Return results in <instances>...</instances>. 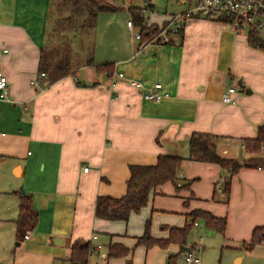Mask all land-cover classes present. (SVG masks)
Listing matches in <instances>:
<instances>
[{
	"label": "crops",
	"instance_id": "1",
	"mask_svg": "<svg viewBox=\"0 0 264 264\" xmlns=\"http://www.w3.org/2000/svg\"><path fill=\"white\" fill-rule=\"evenodd\" d=\"M51 1L0 0V69L8 91L7 98L0 97V158L13 163V177L25 180L31 165L29 145L41 152L35 162V186H21L32 199L36 221L30 234L15 229L12 264H68L70 247L83 239L91 248L100 246L90 252L87 264H167L169 255L179 253L178 245L146 249L136 246V239L143 235L146 221L151 237L165 239L170 229L190 222L188 214L194 210L226 219L222 239L242 244L244 250H235V261L264 264V241L251 250L243 248L254 228H264V168H240L230 176L224 203L222 190L230 172L186 160L193 133L217 136L220 157L238 161L239 150L249 156L242 139L255 138L264 124V51L249 47L247 32L235 34L220 22L187 19L181 40L173 37L159 49L147 45L136 56L133 49L110 63V77L84 63L47 84L38 62L46 46ZM186 4L190 6L187 0L178 3ZM152 24L144 18L143 25ZM119 73L125 80H116L111 89L110 81ZM129 80L168 98L146 102ZM239 80L249 100L232 96L234 104H223L221 95ZM222 138L228 144L219 142ZM158 155L184 157L177 185L193 181L188 191H175L166 183L151 190L146 206L126 222L95 217L97 197L123 196L128 167L153 165ZM259 156L264 158V147ZM191 200L200 202L195 206ZM110 244L129 252L108 259ZM193 248L198 252V245Z\"/></svg>",
	"mask_w": 264,
	"mask_h": 264
},
{
	"label": "trees",
	"instance_id": "2",
	"mask_svg": "<svg viewBox=\"0 0 264 264\" xmlns=\"http://www.w3.org/2000/svg\"><path fill=\"white\" fill-rule=\"evenodd\" d=\"M63 5L71 8V16L59 23L80 22L81 28L90 26L99 12L115 11L117 8L108 4L105 0H62ZM129 14L134 26L139 30L141 42H147L150 35L155 34L166 23L161 25L152 24L143 25L144 10L140 8H130ZM187 19H199L197 16L185 17ZM223 24L232 22L229 17L212 20ZM179 30L177 38L182 39L183 28ZM84 29V28H83ZM247 44L253 49L264 51V38L255 31L248 30L246 33ZM172 41L166 45H170ZM71 62L65 49H49L43 47L40 50L38 72L44 74L47 84H53L68 75H70ZM85 66L93 67L97 73H104L110 77L114 71L113 64H95L91 55L87 58ZM79 85L78 83H76ZM215 139L217 136L193 133L187 142L186 160L192 162L208 163L219 166L230 172L226 183L223 186L222 193L226 195L224 203H227L230 191V176L235 174L240 168H264V158L259 154L264 147V124L260 126L255 138L242 139L244 151L249 155L248 158L240 163L233 159L220 157L216 152ZM184 157L179 155H158L153 165H130L128 167V179L125 183V192L119 198L105 196L97 197L94 206L95 217L109 221L126 222L131 213H138L146 206L151 190L166 183L174 185L175 191L189 190L193 181L187 182L182 186L177 185L179 178L177 173L181 167ZM18 198V214L15 220L16 233H25L33 229L36 221V213L32 207V199L24 195L21 191L14 192ZM190 222L180 229L172 228L165 239L153 238L149 234V221H146L144 233L136 239V246H142L146 249L158 247L166 249L169 245L174 244L186 246V237L192 227V222L202 219L207 229L223 234L226 229V219L223 217H214L208 212L194 210L188 214ZM264 241V228L256 227L252 231L249 242L243 244V248L251 250L256 245ZM193 246L189 247L192 249ZM89 242L76 241L69 249L68 264H87L88 256L91 252ZM129 250L120 244H110L107 247V258H118L125 256ZM180 252L176 255H169L167 264H176Z\"/></svg>",
	"mask_w": 264,
	"mask_h": 264
},
{
	"label": "rangeland",
	"instance_id": "3",
	"mask_svg": "<svg viewBox=\"0 0 264 264\" xmlns=\"http://www.w3.org/2000/svg\"><path fill=\"white\" fill-rule=\"evenodd\" d=\"M105 1L117 9L115 11L99 12L94 21L91 22L90 26L87 28L85 26L83 29L81 28L80 22L59 23V20L72 17L71 8L67 6L65 7L62 0H52L49 8V22L45 47H48V50L65 49L71 62L70 67L72 68L84 65L90 55L95 64L114 63L118 61V59L130 55L133 49L136 52L138 46V41L133 38L134 33H132L127 27V21H131L128 9H144L143 14L145 19H148L155 25H161L162 21H164V17L180 13L188 7V4L178 5L182 0ZM146 2L152 5L150 9L146 5ZM193 3L194 2L192 1V4ZM159 31L160 30L155 34L150 35L149 40L158 36ZM134 32H139L135 26ZM246 32L247 30L243 29L241 33ZM262 32V37L264 38V27ZM228 87L229 86H227V88ZM231 87L235 89V94L233 95L234 99L237 100L238 97L242 96L245 100H249L250 96L238 92L236 82H233ZM227 141L228 139L226 138L219 140L222 144H228ZM27 151L30 155L28 156V161L32 166H29L30 168L25 176V180L24 178L18 179L13 177L11 171L13 163L7 159L0 158V264H12L15 256V248L13 247L15 243V226H13V224L18 214V198L13 191L16 192L18 190L22 192V185L25 187H32L35 186L37 182V164L35 162L41 152L37 149L35 144L29 145ZM245 155L242 156L239 150L237 156L238 161L240 162L248 158ZM178 175L179 171L177 177ZM214 191L216 193L217 188H215ZM173 194V192L170 193V195ZM191 201L193 202L192 205L200 202H194V200ZM190 210H188V213ZM196 222L198 227H191L186 237V247L189 248L194 245H199L198 252L195 250V254L200 259L199 264H234V261L237 258L235 250L239 249L244 251L241 247L242 244L241 246L238 244L231 245L222 239L221 234L207 229L202 219H197ZM41 227L43 228V225H41ZM22 232L23 231L21 230L20 234H30L29 231L25 233ZM200 237H202V240L199 239ZM81 241L88 242L86 239ZM182 259L183 256L181 254L176 264H182ZM240 264H247V261L241 260Z\"/></svg>",
	"mask_w": 264,
	"mask_h": 264
},
{
	"label": "built area",
	"instance_id": "4",
	"mask_svg": "<svg viewBox=\"0 0 264 264\" xmlns=\"http://www.w3.org/2000/svg\"><path fill=\"white\" fill-rule=\"evenodd\" d=\"M189 1V7L182 14H175L170 16L166 25L163 26L158 32V36H155L147 42H141V36L139 32H134V24L132 21H127L128 29L134 33L133 38L138 41V46L135 52V56L138 55L141 50L147 45H153L157 49L169 43L172 38H177L179 30L182 28L183 23L186 22L185 17L197 16L198 18L206 20H216L218 18L229 17L232 22L225 25L235 34H240L243 29L252 30L256 33L263 35L264 27V0H187ZM192 1L194 2L192 4ZM3 53H7L3 50ZM41 78H44V74H40ZM116 79H111L109 87L112 89L116 84V80H125L122 73L117 74ZM132 88L141 90V97L146 102L159 103L165 98H168V94L161 93L156 90H146L142 84L133 80L126 81ZM32 85H37V82H31ZM235 94L233 87H228L221 95V102L223 104H234L235 101L232 98ZM7 80L0 69V97L7 98ZM244 148V146L242 145ZM88 168H83V172H87ZM192 226L196 227L197 223L192 222ZM27 238V236H25ZM202 240V237L199 238ZM199 246V245H198ZM100 246H96L91 249L92 253H95ZM200 259L195 254V249H189L188 252L183 253L182 264H199ZM59 264H65L60 262Z\"/></svg>",
	"mask_w": 264,
	"mask_h": 264
},
{
	"label": "water",
	"instance_id": "5",
	"mask_svg": "<svg viewBox=\"0 0 264 264\" xmlns=\"http://www.w3.org/2000/svg\"><path fill=\"white\" fill-rule=\"evenodd\" d=\"M236 87H237L239 93H245V94L248 93V90H246V89L244 88V85L242 84V82H241L240 80L236 82ZM259 128H260V126H258V129H259ZM188 251H189V248L186 247V246H180V247H179V252H180L181 254H183V253H185V252H188ZM235 264H240V263H239V258L235 261Z\"/></svg>",
	"mask_w": 264,
	"mask_h": 264
}]
</instances>
